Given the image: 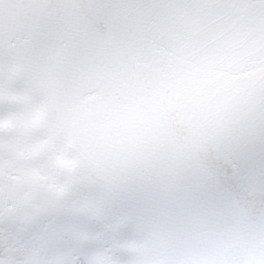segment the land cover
Listing matches in <instances>:
<instances>
[{"label":"snow or ice","instance_id":"obj_1","mask_svg":"<svg viewBox=\"0 0 264 264\" xmlns=\"http://www.w3.org/2000/svg\"><path fill=\"white\" fill-rule=\"evenodd\" d=\"M0 264H264V0H0Z\"/></svg>","mask_w":264,"mask_h":264}]
</instances>
